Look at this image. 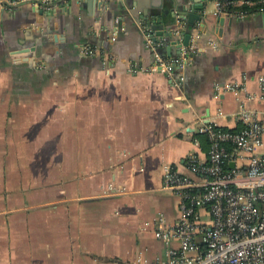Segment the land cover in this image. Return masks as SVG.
Returning <instances> with one entry per match:
<instances>
[{"label": "crops", "instance_id": "obj_1", "mask_svg": "<svg viewBox=\"0 0 264 264\" xmlns=\"http://www.w3.org/2000/svg\"><path fill=\"white\" fill-rule=\"evenodd\" d=\"M195 2L64 0L52 15L0 7V264L167 258L146 226L179 216L164 166L194 177L186 156L207 160L210 148L200 125L241 127L243 96L224 86L260 94L264 74V11L233 17L220 36L216 0L195 20L193 59L174 77L148 71L157 62L148 25L175 42L157 37V54L179 57L187 15L204 12ZM253 106L263 115L264 103Z\"/></svg>", "mask_w": 264, "mask_h": 264}, {"label": "built area", "instance_id": "obj_2", "mask_svg": "<svg viewBox=\"0 0 264 264\" xmlns=\"http://www.w3.org/2000/svg\"><path fill=\"white\" fill-rule=\"evenodd\" d=\"M35 1L55 0H0V7L15 9ZM253 5L254 0H216L219 16L238 19L264 11V6L254 11L243 9ZM200 37L196 34L195 41ZM150 43L157 62L148 71H162L171 77L193 59L192 53L197 50L193 42L179 57L164 59ZM208 43L217 49L213 40ZM84 52L99 53L90 45L84 47ZM257 80L260 94L245 87L238 91L232 84L224 86V91L240 92L243 96L235 113L242 128L228 131L212 121L200 125L199 132L206 134L210 143L208 158L202 160L195 152L185 158L188 171L196 178L182 174L174 165L164 166L162 188L177 198L179 216L170 221L160 213L146 224L151 226L155 238L167 246V258L149 261L140 257V262L264 264V113L260 115L253 106L264 103V74ZM218 115L223 117L225 113L220 109Z\"/></svg>", "mask_w": 264, "mask_h": 264}, {"label": "water", "instance_id": "obj_3", "mask_svg": "<svg viewBox=\"0 0 264 264\" xmlns=\"http://www.w3.org/2000/svg\"><path fill=\"white\" fill-rule=\"evenodd\" d=\"M61 1L64 0H55L52 2H41V1H35L32 2L31 6L34 8V11L39 13L40 15H44L46 14H50L52 15V13L54 12V10H51L53 8H55L57 6V4H59ZM213 0H196L194 8L195 9H200L201 11L203 10L204 12H202L200 15L198 14H189L187 15L186 12H180L178 15L181 16H188L189 17V23L186 27V30L184 32L185 34V38H184V42L182 46H186L188 47L191 41V37H192V32L194 31V24H195V20L200 19L202 17H204L205 15V9L206 7L209 5L210 2H212ZM23 5H30V4H23ZM20 5V6H23ZM49 10V11H48ZM164 18L163 23H165L166 25L169 24V22H171V20L173 19V15L171 14V12L165 15H162ZM234 21L233 17H223V16H214L212 22H214L215 26H216V30L218 32V34L220 36L223 35V27L225 26V24L230 23L232 24ZM203 26H205V23L202 24ZM148 35H150V40L153 41L154 46L156 45V42H158L157 37H162L167 39L168 41H170L171 43H175L174 41L171 40V33H166L164 32V27H160L159 29H157L154 25L151 24L148 25ZM201 42V41H200ZM160 53V52H159ZM161 54V53H160ZM234 166V164L232 165Z\"/></svg>", "mask_w": 264, "mask_h": 264}, {"label": "trees", "instance_id": "obj_4", "mask_svg": "<svg viewBox=\"0 0 264 264\" xmlns=\"http://www.w3.org/2000/svg\"><path fill=\"white\" fill-rule=\"evenodd\" d=\"M263 6H264V2H262L261 0H254V5L253 6H245V7H243V9L250 10V11H254V10H256L258 8H261ZM220 128H222L224 130H228V131H233L234 132V131L241 130L242 127L236 128V129H228V128H224V127H220Z\"/></svg>", "mask_w": 264, "mask_h": 264}]
</instances>
